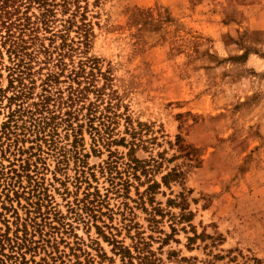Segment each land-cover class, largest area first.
<instances>
[{"label": "rangeland", "instance_id": "rangeland-1", "mask_svg": "<svg viewBox=\"0 0 264 264\" xmlns=\"http://www.w3.org/2000/svg\"><path fill=\"white\" fill-rule=\"evenodd\" d=\"M88 2L90 54L131 119L114 132L127 144L95 152L85 132L84 167L45 154L42 215L34 213L38 197L6 201L13 210H0V259L14 264L18 252L19 264H60V256L64 264H264V0ZM132 141L134 171L126 166ZM109 150L131 182L123 196L112 190L117 171H101ZM79 170L105 199L97 218L75 209L86 192L75 186ZM29 210L41 226L26 221L29 241L17 251L2 236H25ZM105 235L133 260L123 261Z\"/></svg>", "mask_w": 264, "mask_h": 264}, {"label": "trees", "instance_id": "trees-1", "mask_svg": "<svg viewBox=\"0 0 264 264\" xmlns=\"http://www.w3.org/2000/svg\"><path fill=\"white\" fill-rule=\"evenodd\" d=\"M88 5V0H0V119L3 117L0 121V199H3L0 210L10 212L13 207H8L6 201L10 203L12 199L28 194L26 200L38 197L34 213L41 216L40 189L45 180L44 170H48L44 155L55 158L58 164H68L72 158L76 165L80 162L84 167L88 155L82 154L79 144L84 141L85 132L91 136L95 152L102 145L110 148L116 143L127 144L125 137L117 139L114 132L121 119L125 118L128 125H133L131 119L120 111L122 102L113 89L112 77L103 70L100 59L90 54L95 36ZM4 77L7 80L5 87L1 83ZM60 129L65 138H73L70 147L61 143L65 138ZM126 131L130 132L129 128ZM26 143L31 146L25 148ZM133 144L134 141L129 144L131 159L126 166L134 171L138 161L131 155L135 149ZM109 152L110 159L101 171L104 173L108 169L110 176L113 170L117 171L116 177L111 179L112 190L123 196L131 182L119 172L117 161L111 160L114 152ZM6 160L9 165H5ZM78 174L75 186L80 189L86 184V192L84 198L77 201L75 209L80 208L81 218L84 213L97 218L96 212L101 211L105 199L98 188L89 191L92 183L85 170H79ZM117 177L119 181L115 183ZM24 179L29 183L27 186ZM140 197L142 199L143 194ZM27 213L25 236L18 233L14 238L2 236L8 245H17V251L26 247L29 241L27 222L37 225V230L41 226L35 223L37 216L30 217L31 210ZM105 239L114 245L123 261L126 257L133 260L130 249L121 241L106 235ZM39 241L51 242L43 238ZM16 253L14 264H19L18 260L24 254ZM0 260L1 264L7 262ZM59 260L60 264L65 263L62 256L53 258V261Z\"/></svg>", "mask_w": 264, "mask_h": 264}]
</instances>
